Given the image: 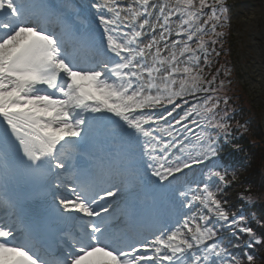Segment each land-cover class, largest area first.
I'll list each match as a JSON object with an SVG mask.
<instances>
[{
    "label": "snow or ice",
    "instance_id": "obj_1",
    "mask_svg": "<svg viewBox=\"0 0 264 264\" xmlns=\"http://www.w3.org/2000/svg\"><path fill=\"white\" fill-rule=\"evenodd\" d=\"M231 21L227 0H0V264H245L226 226L264 245L218 195L239 181L219 156L231 71L211 70ZM22 178L51 196L34 215L2 194Z\"/></svg>",
    "mask_w": 264,
    "mask_h": 264
},
{
    "label": "trees",
    "instance_id": "obj_2",
    "mask_svg": "<svg viewBox=\"0 0 264 264\" xmlns=\"http://www.w3.org/2000/svg\"><path fill=\"white\" fill-rule=\"evenodd\" d=\"M228 3V0H227ZM233 34L225 37L224 51L218 58L214 59L212 71L224 65L230 69L231 85L228 87V95L231 97L230 103L225 108L221 104V109L228 112L230 123L233 125V135L230 143H224L220 140L219 156L221 160L230 166V171L238 173L239 181L218 193L219 198L227 200L226 205L230 213L235 212L245 216L247 226L253 228L258 235L264 234V128L259 119V108L255 107L250 99L245 96V88L239 83L242 74L235 70L236 56L232 53ZM217 51H220L219 46ZM231 53V54H230ZM223 78V72L220 74ZM245 124L248 131L244 132L235 128V123ZM239 145V150L234 148ZM207 171V169H203ZM202 179V169L196 173ZM213 190H215L218 181L211 177ZM247 190V191H246ZM245 192L251 194L252 202L242 201L239 193ZM261 221V223H258ZM221 239L223 246L227 247L229 252L245 261L244 253L252 254L256 257V264H264V245L253 246L249 249L246 246V234L237 233L239 238L233 236V230L224 227L221 230Z\"/></svg>",
    "mask_w": 264,
    "mask_h": 264
},
{
    "label": "rangeland",
    "instance_id": "obj_3",
    "mask_svg": "<svg viewBox=\"0 0 264 264\" xmlns=\"http://www.w3.org/2000/svg\"><path fill=\"white\" fill-rule=\"evenodd\" d=\"M245 2L246 0H228L232 16L230 29L233 34L232 53L236 56L235 70L242 74L241 78H239V83L245 88V96L250 99L255 107L259 108L258 115L264 128V84L258 79L257 73L254 71L255 63L259 60L256 59L253 51L248 48L251 43L248 36V28L245 26L243 19L239 17L241 7ZM190 127L193 128V132L196 131L194 125H190ZM107 144L111 148V154H114L117 149V144H113L110 141L107 142ZM195 174L196 170H192L188 172L186 177L187 181H190L192 186L201 180L200 177ZM209 182L212 185L210 178ZM140 198L142 199V196ZM120 202V200L116 201L119 208H121ZM193 211H195V209H193ZM172 218H174V216Z\"/></svg>",
    "mask_w": 264,
    "mask_h": 264
},
{
    "label": "bare ground",
    "instance_id": "obj_4",
    "mask_svg": "<svg viewBox=\"0 0 264 264\" xmlns=\"http://www.w3.org/2000/svg\"><path fill=\"white\" fill-rule=\"evenodd\" d=\"M76 2V6L80 7L89 1L76 0ZM53 3L56 4L58 1H53ZM262 8H264V0H246L241 7L239 17L243 19L245 26L248 28V36L251 42L248 48L253 51L256 59L259 60L255 63L254 71H256L258 79L264 84V15L261 14ZM83 53L85 52H81V54ZM105 149L107 150V146H105ZM81 151H83V149H81ZM113 156H115V154H113ZM81 159H83V157H81ZM10 183L5 190L11 188ZM145 203L149 207L151 206L150 199L145 201ZM119 210H123V207H118V211Z\"/></svg>",
    "mask_w": 264,
    "mask_h": 264
}]
</instances>
